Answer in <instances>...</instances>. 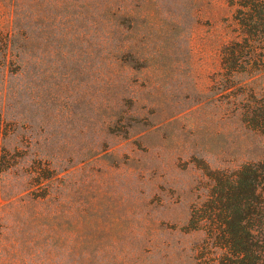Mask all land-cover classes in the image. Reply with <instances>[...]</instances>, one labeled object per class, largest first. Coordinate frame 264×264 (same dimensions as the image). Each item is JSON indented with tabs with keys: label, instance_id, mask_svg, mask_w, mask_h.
<instances>
[{
	"label": "rangeland",
	"instance_id": "1",
	"mask_svg": "<svg viewBox=\"0 0 264 264\" xmlns=\"http://www.w3.org/2000/svg\"><path fill=\"white\" fill-rule=\"evenodd\" d=\"M240 2L0 0V264H215L188 225L206 173L264 159V18L244 41Z\"/></svg>",
	"mask_w": 264,
	"mask_h": 264
},
{
	"label": "trees",
	"instance_id": "2",
	"mask_svg": "<svg viewBox=\"0 0 264 264\" xmlns=\"http://www.w3.org/2000/svg\"><path fill=\"white\" fill-rule=\"evenodd\" d=\"M240 1L235 21L246 41L264 18V0ZM239 44L222 52V68L229 72L241 69L239 58L246 54ZM247 118L253 126L264 128V101L261 108L247 112ZM7 133L0 114V176L16 160L4 147ZM206 176L210 190L203 202L192 207L188 223L191 230L204 233L201 254L214 255L215 264H264V159L232 172L208 171ZM216 251H220L218 258Z\"/></svg>",
	"mask_w": 264,
	"mask_h": 264
}]
</instances>
